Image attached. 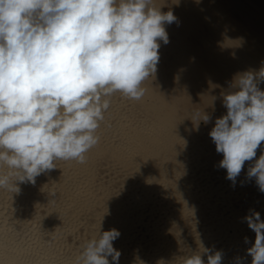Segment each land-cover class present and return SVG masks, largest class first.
I'll return each mask as SVG.
<instances>
[{
    "label": "bare ground",
    "instance_id": "obj_1",
    "mask_svg": "<svg viewBox=\"0 0 264 264\" xmlns=\"http://www.w3.org/2000/svg\"><path fill=\"white\" fill-rule=\"evenodd\" d=\"M155 3L177 19L165 24L169 42H160L143 97H105L85 163L57 160L34 184L0 189V264H76L100 228L119 231L118 264H182L204 249L220 251L222 264H251L255 233L245 217L264 220V192L246 175L254 161L235 183L226 178L209 132L227 112L235 75L264 67V0ZM197 108L209 123L191 119ZM262 151L264 142L254 160Z\"/></svg>",
    "mask_w": 264,
    "mask_h": 264
},
{
    "label": "clouds",
    "instance_id": "obj_2",
    "mask_svg": "<svg viewBox=\"0 0 264 264\" xmlns=\"http://www.w3.org/2000/svg\"><path fill=\"white\" fill-rule=\"evenodd\" d=\"M155 0H0V189L19 184L56 167L57 160L86 162L99 142L96 130L109 108L105 97L120 92L139 100L144 82L157 71L160 42H169L165 24L176 21ZM264 67L235 75L223 96L225 115L209 135L219 167L235 183L246 161L247 178L264 192ZM191 119L211 117L194 109ZM55 196V194H52ZM255 233L247 249L251 264H264V220L245 217ZM116 229L87 241L76 264H118ZM248 243V238L245 237ZM222 264V253L208 249L182 258V264ZM237 264H243L238 259Z\"/></svg>",
    "mask_w": 264,
    "mask_h": 264
}]
</instances>
